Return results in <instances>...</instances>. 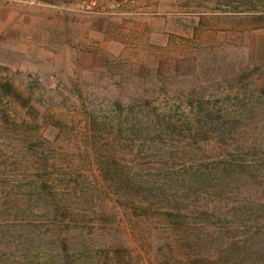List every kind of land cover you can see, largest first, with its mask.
I'll return each mask as SVG.
<instances>
[{
	"label": "rangeland",
	"instance_id": "374dc122",
	"mask_svg": "<svg viewBox=\"0 0 264 264\" xmlns=\"http://www.w3.org/2000/svg\"><path fill=\"white\" fill-rule=\"evenodd\" d=\"M263 9L0 0V264H111L115 247L128 264H185L198 251L264 264ZM176 151L171 167L151 157ZM223 160L225 178L198 196L187 176L164 198L148 193L175 170L221 177ZM171 224L200 246L189 235L173 254Z\"/></svg>",
	"mask_w": 264,
	"mask_h": 264
},
{
	"label": "trees",
	"instance_id": "16d2710c",
	"mask_svg": "<svg viewBox=\"0 0 264 264\" xmlns=\"http://www.w3.org/2000/svg\"><path fill=\"white\" fill-rule=\"evenodd\" d=\"M262 11L264 12V9ZM252 154H253V152H252ZM183 156H184V153L176 151V152H155L152 154L151 157L155 158L156 160H160L161 162H163V159H164V163H169L170 167H171V165L174 164L173 162L176 159L181 158ZM121 159H122V157H121ZM126 161L127 162H125V158L123 161H120V165H119L120 166V179H125L126 177H124L123 173H126V171H125L126 169L131 168V165L129 164L128 160H126ZM221 163H224L223 167H222L223 174L221 175V177L219 175H216V174L215 175L213 174L212 176L209 177V175H210L209 170H207L208 175L206 173H204L202 170L200 172H190V171H187V169H185L186 171H183V172L175 170L176 172L173 171L172 173H170V175L168 176L169 180L166 183H163V184L157 183L156 185L151 187V190H148L149 191L148 193H150V197H153V198L156 197L154 195H157L158 197L164 198L166 196L165 194L167 193V190H171L169 185L173 183L175 185L174 188L180 187L179 185H180L182 179L184 178V176L191 178L192 182L199 184L200 187H202L201 183L204 180L212 181V179H215V180L223 179V178H225L226 173H227V169H226L227 162H226V160H223ZM117 168H115V169H117ZM112 169H114V168H111V169L107 168L105 171H107V173H110L111 171H115V169L114 170H112ZM199 169L200 168L198 167L195 171H198ZM165 175L167 176L168 174H165ZM205 176H206V178H205ZM215 183H217V182H215ZM152 184H153V182H152ZM120 185H121V183H120ZM125 187L126 186H123V187L120 186V190H122V194L128 196L130 194L124 193ZM127 188L128 187H126V189ZM201 189H204V187L199 189V192L196 194V196H198L199 194H202L203 190H201ZM207 189H208V187H207ZM145 191L146 190H144L143 187H141L139 185V187H136V190L134 191V193H135V196L137 198L149 196V194H147ZM218 192H219V190H218ZM152 193H154V194H152ZM219 194H221V192H219ZM132 195H134V194H132ZM135 196H132V197L135 198ZM140 205H142V204H140ZM140 209L145 210L144 206H141ZM177 211H178V207H177ZM172 224H173V222H172ZM172 224H171V228L169 226H167V228L164 229L165 236L163 238H165L168 241V243L171 245L170 251L173 254H177V250L179 251L178 246L181 245V244L179 245V242L187 240L189 235H191V237L188 241H186V243H190L189 246H197V247L200 246L198 244L201 243V242H199L201 240V238L198 235L194 236V234L192 232H187V230L185 232L182 231V233H179V234L174 236L175 233H174V229H172ZM81 229L83 230V229H85V227H82ZM256 233H257V231L246 232L244 235V240L242 241V246H243V244L247 243L248 239L250 237L252 238ZM198 234H200V233L198 232ZM80 235H82V237H83L82 240H84L86 236H89L88 238H86L84 240V243H86L87 245H93V246L95 245L96 246V244L94 242H92L93 238H94L93 235H89V234L83 235L82 233ZM204 237H205V239H207V237H208V233L205 231H204ZM216 240L218 242L217 237H216ZM120 249L121 248L115 247L113 249L111 248L109 251L107 250L109 257L111 258V264H128L127 262H125L124 257L119 255ZM187 257L188 258L184 262L185 264H223L221 262L220 257L218 255L215 256V254H213V255L212 254H204V253L200 254L198 251V252H195L194 255L187 253ZM233 257H235V256H233Z\"/></svg>",
	"mask_w": 264,
	"mask_h": 264
}]
</instances>
